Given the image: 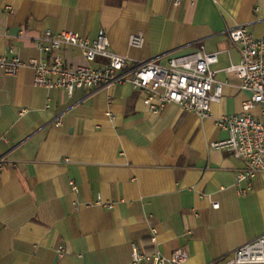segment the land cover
I'll use <instances>...</instances> for the list:
<instances>
[{
	"label": "crops",
	"instance_id": "obj_1",
	"mask_svg": "<svg viewBox=\"0 0 264 264\" xmlns=\"http://www.w3.org/2000/svg\"><path fill=\"white\" fill-rule=\"evenodd\" d=\"M238 25L262 36L264 0H0V55L46 60L36 45L45 30L104 29L131 66L220 51L213 68L226 82L201 118L176 104L155 113L128 83L70 95L36 86L29 67L0 74V264H131L133 244L153 250L152 228L164 254L185 248L184 264H222L264 234V172L241 195L244 162L212 146L229 135L217 119L250 96L225 70L241 59L228 34ZM60 53L69 65L103 61L75 46Z\"/></svg>",
	"mask_w": 264,
	"mask_h": 264
},
{
	"label": "built area",
	"instance_id": "obj_2",
	"mask_svg": "<svg viewBox=\"0 0 264 264\" xmlns=\"http://www.w3.org/2000/svg\"><path fill=\"white\" fill-rule=\"evenodd\" d=\"M171 1L176 5L183 2ZM228 34L238 46L241 59L225 70L236 74L240 88L250 92V96L243 102L241 113L226 114L217 119L216 125L227 130L229 135L213 142L212 146L228 150L244 162L235 175L238 192L244 195L253 190L256 177L264 172V34L255 37L247 25L229 29ZM36 45L46 54V60L23 61L16 50L9 47L0 55V74L15 75L21 68L29 67L34 70L36 86L61 88L70 95L79 88L96 89L128 83L143 92L145 106L155 113L167 104H176L201 118H208L212 116L211 105L223 99L226 82L217 78L213 68L219 61L220 51L209 52L204 46L191 54L171 57L165 63L151 60L131 66L126 56L111 48L104 29L94 38L72 30L54 32L47 29L38 37ZM66 46L80 48L88 63L103 61L97 66L69 65L60 53ZM256 108L258 113L254 112ZM61 123L60 117L57 124ZM6 165L5 158H0V171L5 170ZM71 185L77 189L75 182ZM212 206L219 208L220 203L214 200ZM157 235V229L152 228V251L140 250L133 244L131 264H184L188 259L185 248L166 255L158 248ZM58 251L60 256L64 254L63 247ZM258 263H264V234L238 247L222 264Z\"/></svg>",
	"mask_w": 264,
	"mask_h": 264
}]
</instances>
